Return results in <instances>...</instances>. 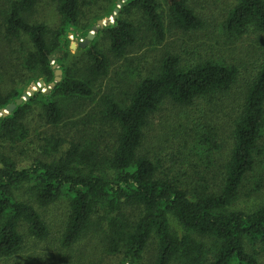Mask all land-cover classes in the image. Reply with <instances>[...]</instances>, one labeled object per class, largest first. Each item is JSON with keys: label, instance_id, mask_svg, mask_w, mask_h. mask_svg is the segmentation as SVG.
Masks as SVG:
<instances>
[{"label": "trees", "instance_id": "16d2710c", "mask_svg": "<svg viewBox=\"0 0 264 264\" xmlns=\"http://www.w3.org/2000/svg\"><path fill=\"white\" fill-rule=\"evenodd\" d=\"M37 1L0 0L5 6L2 34L8 40L27 39L31 51L25 63L47 86L54 81L53 64L62 74L47 92L39 89L0 116V140L25 136L23 121L35 101L50 126L68 119L64 102L76 108L93 105L89 116L71 124L82 121L94 126L76 130L81 134L77 142L71 140L64 153L51 161L36 160L19 168L7 159L0 160V260L20 255L27 241H47L50 228L39 210L62 202L66 216L57 238L61 250H70L88 238L91 249L97 246L106 255L120 256L121 264H136L153 242L151 264L264 263V202L252 211L231 208L261 155L264 46L240 102L230 98L243 77L239 66L212 57L187 62L176 52H165L154 71L133 82L123 99H116L109 90L96 98L95 86L107 76L111 60L131 65L126 57L137 44L162 43L169 31H202L203 20L189 6L190 0H127L113 22L96 32L105 39L106 51L97 48L95 39L89 41L78 48L82 55L77 66L68 63V36L77 33L83 0H54L59 26L53 31L27 21ZM132 10L140 15L146 37H140L139 25L125 17ZM222 30L229 44L250 32L264 35V0H235ZM19 96L0 95V111ZM199 102L206 103L208 112L225 111L231 122L229 155L211 182L203 176L191 182L172 175L173 154L162 155L158 136L153 144L159 158L142 151L146 131L165 104L186 111L196 109ZM188 120L192 125L186 139L189 151L197 154L200 147L206 155L221 149L213 126L195 123L193 117ZM197 129L202 133L195 142ZM86 133L91 136L87 142L82 136ZM59 143L51 141L55 150ZM211 156L205 158L213 166ZM172 222L180 231L173 230Z\"/></svg>", "mask_w": 264, "mask_h": 264}, {"label": "rangeland", "instance_id": "374dc122", "mask_svg": "<svg viewBox=\"0 0 264 264\" xmlns=\"http://www.w3.org/2000/svg\"><path fill=\"white\" fill-rule=\"evenodd\" d=\"M118 0H83L81 8L79 27L76 34H70L69 39V64L80 66L78 61L82 55L78 48L84 42L88 33H93L97 48L106 51L108 45L105 39L96 35L99 29L98 21L110 22L113 9ZM235 5V0H190L189 6L200 16L205 24L202 31L195 33H184L180 31H169L162 43L151 45L148 42L137 44L132 53L127 55L128 62L123 60H111L110 68L106 77L101 79L94 89V94L98 98L107 90L116 95V99H123L124 92H127L133 82H137L141 77H146L154 71L157 61L165 53H179L184 61L192 62L205 57L221 59L228 63L239 66L242 72V79L236 83L230 94L231 100H242L243 89L248 78L253 74V67L256 59L264 46V35L250 32L240 39L229 44L225 41L222 24L228 12ZM4 5L0 4V95L2 97L20 95L21 97L28 88L43 80L38 72L32 71L25 63L26 55L31 51L30 44L25 37L14 40L6 39L1 29V12ZM140 27V37L144 35L145 27L140 15L132 10L125 16ZM166 19V18H164ZM30 23H42L49 30L53 31L59 26V18L56 13V3L54 0H38L33 13L27 17ZM94 27H96L94 31ZM88 30V31H87ZM87 31L85 36L82 34ZM92 39V40H93ZM73 45L74 48H70ZM109 54V53H107ZM54 70H60L53 64ZM60 70V77H61ZM44 82V81H43ZM48 86L44 83L43 89ZM38 89V88H37ZM198 107L188 110L175 109L165 104L158 112L156 118L151 121L148 131H146V141L142 151H149L154 156L157 150L154 146L155 136H158V144L161 146V153L165 157L173 154L174 166L172 175H179L182 180L194 182L198 177L203 176L211 182L213 177L219 173L224 160L229 155L231 145V122L229 115L225 111L208 112L205 102ZM230 105V103H227ZM205 105L207 107H205ZM65 113L64 122L57 126H50L44 122L40 115L41 106L38 101L31 104L30 110L23 121L25 136L20 140L6 141L0 140V160L7 159L19 168L26 167L36 160L51 161L59 157L70 141L80 138L76 130L92 129L94 124L77 123L83 116L93 112V105L76 108L75 104L62 103ZM229 112V110H227ZM189 114V115H187ZM194 118L195 123L213 126L220 140V150L212 155L213 166L202 154L204 150L200 147L196 151H189L187 136L190 135L191 123L189 119ZM91 120V119H88ZM87 120V121H88ZM196 136L202 133L197 129ZM84 141L91 139L90 134L82 135ZM60 142L55 150L51 141ZM82 141V140H81ZM85 142V143H86ZM196 142V140H195ZM187 144V145H186ZM188 147V148H187ZM102 151H107L102 146ZM202 149V150H201ZM261 155L256 157L255 166L242 182L236 201L231 208L242 211H252L260 207L264 202V133L259 142ZM159 158V151L157 154ZM167 164L171 162L165 161ZM190 182V183H191ZM25 197V196H24ZM50 228V238L40 244L26 242L24 250L15 258L0 260V264H79L81 260H86L85 264H121V257L118 255H106L99 248H90V242L85 238L70 250H61L58 246L57 238L62 231V225L66 216L65 203L58 202L48 206L44 210H39ZM174 231H180L175 222L171 224ZM154 256L153 242H149L142 253L141 259L136 264H151ZM174 264H178L175 262ZM259 264H264L260 260Z\"/></svg>", "mask_w": 264, "mask_h": 264}, {"label": "water", "instance_id": "95a60500", "mask_svg": "<svg viewBox=\"0 0 264 264\" xmlns=\"http://www.w3.org/2000/svg\"><path fill=\"white\" fill-rule=\"evenodd\" d=\"M127 0H118L116 1V7L113 9V14L110 17V22L105 23L103 21H98L97 25L99 28L108 25L109 23L113 22L115 19V16L118 14L119 9L121 8L122 4L125 3ZM96 27H94L95 31ZM94 34L88 33L86 36V39L84 42L80 43L78 46L81 48L85 47L89 41L93 39ZM70 48H74L73 45L70 46ZM60 80V70H55L54 72V81L48 85V88L46 90H43L42 92H47L48 89H51L55 83H57ZM44 82L43 80H39L36 84H33L31 88H28L26 92L18 99L15 100L14 104H8L5 109H2L0 111V116H5L6 114L10 113L15 105H20L23 101H26L29 99L30 96H32L35 92H37L39 89H43ZM38 88V89H37Z\"/></svg>", "mask_w": 264, "mask_h": 264}]
</instances>
